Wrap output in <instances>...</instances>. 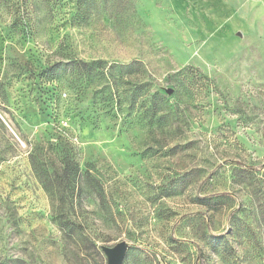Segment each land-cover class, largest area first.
I'll return each mask as SVG.
<instances>
[{
	"label": "rangeland",
	"instance_id": "1",
	"mask_svg": "<svg viewBox=\"0 0 264 264\" xmlns=\"http://www.w3.org/2000/svg\"><path fill=\"white\" fill-rule=\"evenodd\" d=\"M120 242L264 264V0H0V264Z\"/></svg>",
	"mask_w": 264,
	"mask_h": 264
},
{
	"label": "water",
	"instance_id": "2",
	"mask_svg": "<svg viewBox=\"0 0 264 264\" xmlns=\"http://www.w3.org/2000/svg\"><path fill=\"white\" fill-rule=\"evenodd\" d=\"M128 247L126 242H120L114 247H103L102 250L108 258V264H122Z\"/></svg>",
	"mask_w": 264,
	"mask_h": 264
},
{
	"label": "trees",
	"instance_id": "3",
	"mask_svg": "<svg viewBox=\"0 0 264 264\" xmlns=\"http://www.w3.org/2000/svg\"><path fill=\"white\" fill-rule=\"evenodd\" d=\"M112 76V75H111Z\"/></svg>",
	"mask_w": 264,
	"mask_h": 264
}]
</instances>
